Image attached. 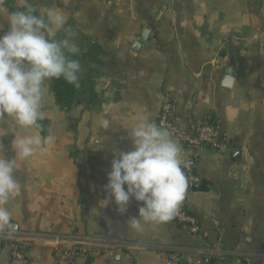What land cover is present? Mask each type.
Instances as JSON below:
<instances>
[{"label":"crops","instance_id":"1","mask_svg":"<svg viewBox=\"0 0 264 264\" xmlns=\"http://www.w3.org/2000/svg\"><path fill=\"white\" fill-rule=\"evenodd\" d=\"M4 2L9 11L25 3L37 14L62 10L67 22L57 38L72 33L80 51L71 58L79 60L83 78L69 109L45 82L41 111L52 140L17 159L21 191L4 205L10 216L0 233H78L98 245L85 257L58 262L48 245L33 242L28 264H163L171 252L193 262L209 256L198 264H264V0ZM5 16L0 9V35ZM145 28L146 41L134 49ZM225 75L233 78L230 87L222 85ZM164 100L174 103L180 127L209 118L226 138L224 148L199 152L202 188L187 187L180 204L204 236L175 216L137 232L127 220L142 202L130 200L121 214L105 190L113 153L133 148L128 128L141 116L157 124ZM105 116L110 126L99 128ZM37 134L43 137L37 128L0 119V156L15 157L14 139ZM171 138L184 162L189 150ZM8 255L0 240V264H8Z\"/></svg>","mask_w":264,"mask_h":264},{"label":"clouds","instance_id":"2","mask_svg":"<svg viewBox=\"0 0 264 264\" xmlns=\"http://www.w3.org/2000/svg\"><path fill=\"white\" fill-rule=\"evenodd\" d=\"M0 9L6 11L7 20V29L0 35V119L10 118L23 129L38 128L43 119L45 82L63 79L79 87L81 65L71 57L80 49L72 33L57 38L67 22L62 10L48 7L37 14L25 3L9 11L4 0H0ZM110 123L105 116L99 128L107 129ZM128 129L133 148L113 153L105 190L121 214L130 200L142 202L138 215L127 220L132 229L142 232L146 224H163L174 218L188 187L184 172L188 165L167 129L147 116L139 117ZM51 140L38 134L21 136L14 139L15 157L0 156V223L10 216L4 205L21 191L14 174L17 159L31 157L37 147ZM103 200V205L108 203Z\"/></svg>","mask_w":264,"mask_h":264},{"label":"built area","instance_id":"3","mask_svg":"<svg viewBox=\"0 0 264 264\" xmlns=\"http://www.w3.org/2000/svg\"><path fill=\"white\" fill-rule=\"evenodd\" d=\"M177 121L174 103L171 100H164L157 115V125L167 129L172 137L177 138L189 150L190 155L184 160L188 167L184 168V172L187 177L188 189L196 190L201 185V177L196 170L199 152L205 147L214 150L224 148L226 138L218 124L210 121L209 118L191 121L187 127H180ZM175 218L191 234L206 235L197 218L183 205L179 206ZM214 225H218V223L214 221ZM0 240L8 245V264H28L26 247L33 242L48 245L58 262H70L80 257H85L92 248L98 245L89 236L78 233L37 232L12 236L9 232H3L0 233ZM208 258L209 256H205L202 260L193 262L183 259L177 252H171L165 257L163 264H198L201 261H208Z\"/></svg>","mask_w":264,"mask_h":264},{"label":"trees","instance_id":"4","mask_svg":"<svg viewBox=\"0 0 264 264\" xmlns=\"http://www.w3.org/2000/svg\"><path fill=\"white\" fill-rule=\"evenodd\" d=\"M82 79H83L82 77L79 78V84L80 82H82ZM86 79L88 80L89 83H91V79L89 77H86ZM50 84H51V88H52L56 102L61 107L69 109L70 106L74 103L75 92H76L77 87H74L66 83L63 79H52L50 80ZM91 92L92 90L90 91V93ZM210 121H213V119H210ZM39 125L40 126L37 129L40 131L41 135L45 137L47 135V130H48V121L46 119H42L39 121ZM201 188L202 186L200 185L198 189H201Z\"/></svg>","mask_w":264,"mask_h":264},{"label":"water","instance_id":"5","mask_svg":"<svg viewBox=\"0 0 264 264\" xmlns=\"http://www.w3.org/2000/svg\"><path fill=\"white\" fill-rule=\"evenodd\" d=\"M148 35H149V29H148V28H145V29L142 31V33H141L139 39L134 43L133 48H134V49H137V48L140 46V44L144 43V42L146 41ZM222 81H223V82H222V85H223V86H225V87H230V86L232 85L233 78H232V76H230V75H225V76L223 77V80H222ZM233 153H234V155H235V154L238 153V151H237V150H234Z\"/></svg>","mask_w":264,"mask_h":264}]
</instances>
